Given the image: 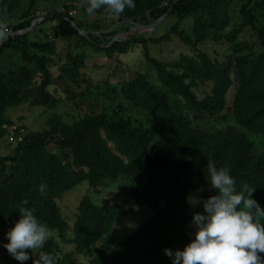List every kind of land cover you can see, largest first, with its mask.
Masks as SVG:
<instances>
[{"label":"trees","instance_id":"trees-1","mask_svg":"<svg viewBox=\"0 0 264 264\" xmlns=\"http://www.w3.org/2000/svg\"><path fill=\"white\" fill-rule=\"evenodd\" d=\"M143 1L150 8L147 18L194 17L192 29L194 40L179 35L190 45L207 39L215 28L221 29L226 19L218 17L219 8L236 0H169L157 6L161 0H134L135 8ZM242 1V0H237ZM239 9L242 25L249 27L257 38V44L239 41L233 44V57L222 65H215L205 53H198L199 64L189 66L179 75L169 72L159 61L145 55L157 72L161 85L172 95L181 99L183 107L197 119L208 115L219 116L225 109L232 74L238 83L233 116L242 128L260 135L264 141V28L254 22L248 10L251 0H243ZM12 0H0V6L8 7ZM48 21L72 23L65 13L54 12ZM29 23H22L14 31L25 30ZM241 30L236 28V33ZM76 33L77 31L73 29ZM234 34L230 42L235 39ZM26 34L8 37L1 50L8 45L21 47ZM145 48V40L136 41ZM126 44L117 42L106 47L108 52L121 53ZM259 49V51H257ZM227 59V60H228ZM82 58L80 59L81 62ZM75 68V67H74ZM66 75L74 77L69 68ZM195 82L212 84L211 94L197 100L192 92ZM16 84V82H15ZM47 82L37 87V105L45 106L53 100L46 90ZM124 98L137 104L151 117V126L141 122L128 127L123 121H109L105 117H85L66 126L56 118L49 121V130L38 136H27L16 146L18 155L9 168L0 172V225L13 228L19 220L23 200L27 207L35 208L34 215L50 229L65 235L63 223L54 199L82 182L96 187L103 180L115 181L120 176L131 179L129 194L136 203L147 206L154 214L131 236L119 240L113 235L112 225L117 216L129 211L102 201L94 205L84 196L78 205V216L73 226L71 243L80 253H90V264H172L164 254L165 249L183 250L194 238L185 231L192 222L188 211L187 196L193 188L191 178L206 187L202 199L214 195L210 188L207 162L229 169L240 191L247 184L255 188L252 199L264 206V153L258 152L255 143L242 133L229 132L224 136L207 134L190 127L188 116L180 107L170 104L165 94L149 83L145 77L122 86ZM16 87L0 88V127L5 123L4 110L17 103ZM61 150H67L71 161H61L46 150L48 142ZM46 184L47 195L41 196L39 185ZM164 207H159L160 203ZM195 212H203L198 205ZM105 241L96 247L101 237ZM40 252H48L56 258V264H72V254L59 258L53 240H48ZM264 256V254H260Z\"/></svg>","mask_w":264,"mask_h":264},{"label":"rangeland","instance_id":"rangeland-1","mask_svg":"<svg viewBox=\"0 0 264 264\" xmlns=\"http://www.w3.org/2000/svg\"><path fill=\"white\" fill-rule=\"evenodd\" d=\"M168 1L161 0L157 6ZM243 4V0H236L222 5L217 16L226 19V24L221 29L211 30L206 40L194 45L183 41L179 35L181 32L182 36L194 40V17H163L156 24L158 19L137 21L150 12L143 1L134 9L126 8L119 17H113L103 9L89 16L85 7H82V0H12L8 7L0 6V21H4L10 29L9 37L27 35L21 47L8 45L1 50L8 38L0 42V88L12 86L19 92L17 103L6 108L3 113L5 123L0 127V172L9 168L18 155L17 144L8 143L10 129H23L26 138L48 131L52 118L71 126L91 116L105 117L109 121L121 120L128 127H135L139 122L150 127L151 117L142 107L125 99L122 92L125 83L139 76L145 77L161 90L171 105L179 106L180 112L190 119L193 129L221 136L229 132L242 133L255 143L258 152L264 153L262 137L242 128L233 116L238 88L233 74L232 85L225 96L224 111L219 116L205 115L196 119L185 110L180 98L161 85L157 72L145 55L147 50L150 58L159 61L176 75L191 65L196 67L200 62L198 53H205L215 65L225 64L229 61L228 57H233L234 43L245 41L257 44L254 32L242 25L239 9ZM248 10L253 14L255 24L264 28V0H251ZM54 12L65 13L73 22L48 21L47 18ZM22 23H29L30 26L21 31L13 30ZM237 27L241 28L238 33ZM234 34L236 37L230 42ZM139 39L145 40V48L136 42ZM113 42L127 46L121 53L106 51V47ZM69 68L75 72L74 77L66 75ZM44 82L48 83L46 90L53 100L42 106L36 104L37 87ZM211 89L212 84L209 82H195L192 92L197 100H202L211 94ZM46 150L61 161H71L70 153L59 149L51 141L47 143ZM190 183L193 188L188 192L187 205L192 215L198 205H191L188 198H202L206 187L196 178H191ZM130 184L131 179L126 176H120L115 181L103 180L93 188L85 181L54 199L67 227L65 235L53 230L49 239L55 243L59 258L71 253L72 264H90V253L78 252L71 243L78 205L84 196H88L97 206H101L105 200L128 209L129 212L125 216H117L112 225L113 235L119 240L133 235L154 214L149 207L136 203L129 194ZM164 206L163 202L159 204L161 208ZM260 207L264 209V206ZM10 229L0 225V264H19L3 247L9 242L6 234ZM185 231L188 237L194 238L196 229L192 222L186 225ZM104 241L103 236L96 247H100ZM38 250L29 253L32 259L26 264H36Z\"/></svg>","mask_w":264,"mask_h":264},{"label":"clouds","instance_id":"clouds-1","mask_svg":"<svg viewBox=\"0 0 264 264\" xmlns=\"http://www.w3.org/2000/svg\"><path fill=\"white\" fill-rule=\"evenodd\" d=\"M82 7L89 16L104 10L113 17H119L126 8L134 9V0H82ZM10 35V29L0 21V42ZM207 169L210 188L215 194L206 200L190 196L188 202L201 205L203 212H194L192 224L195 226L194 239L181 251L165 249L164 254L172 259V264H264V209L252 199L255 188L247 184L240 191L227 168H217L209 160ZM48 185L40 184L41 196L47 195ZM200 191V190H198ZM19 210L20 218L7 232L8 243L3 245L9 255L26 264L29 255L42 249L52 237L53 230L35 215V208L27 207L23 200ZM36 264H56V258L48 252H40Z\"/></svg>","mask_w":264,"mask_h":264},{"label":"built area","instance_id":"built-area-1","mask_svg":"<svg viewBox=\"0 0 264 264\" xmlns=\"http://www.w3.org/2000/svg\"><path fill=\"white\" fill-rule=\"evenodd\" d=\"M26 136V133L23 129H10L8 136L9 144H18L20 143Z\"/></svg>","mask_w":264,"mask_h":264},{"label":"water","instance_id":"water-1","mask_svg":"<svg viewBox=\"0 0 264 264\" xmlns=\"http://www.w3.org/2000/svg\"><path fill=\"white\" fill-rule=\"evenodd\" d=\"M163 17H166V14L164 16H162L160 19H162ZM160 19H158L154 24H156L157 22H159Z\"/></svg>","mask_w":264,"mask_h":264}]
</instances>
